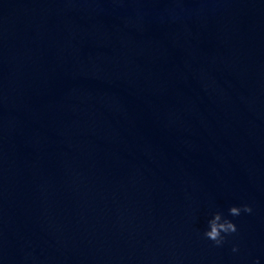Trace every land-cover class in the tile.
<instances>
[{
	"label": "water",
	"instance_id": "95a60500",
	"mask_svg": "<svg viewBox=\"0 0 264 264\" xmlns=\"http://www.w3.org/2000/svg\"><path fill=\"white\" fill-rule=\"evenodd\" d=\"M257 261L264 0H0V264Z\"/></svg>",
	"mask_w": 264,
	"mask_h": 264
},
{
	"label": "clouds",
	"instance_id": "9594fccd",
	"mask_svg": "<svg viewBox=\"0 0 264 264\" xmlns=\"http://www.w3.org/2000/svg\"><path fill=\"white\" fill-rule=\"evenodd\" d=\"M228 212L230 216L236 217L241 215L242 212L250 214L252 212V208L247 204L241 206H231ZM236 232L237 226L233 221L223 217L222 213L215 212L213 213L212 218L208 220L207 228L203 235L206 239L212 241L215 246L219 247L223 245L228 235ZM232 251L237 252L238 247L233 246ZM256 264H258V261Z\"/></svg>",
	"mask_w": 264,
	"mask_h": 264
}]
</instances>
